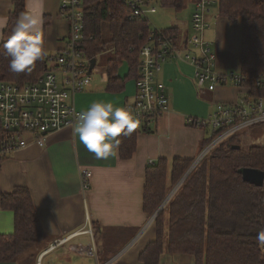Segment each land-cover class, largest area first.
I'll use <instances>...</instances> for the list:
<instances>
[{
    "label": "crops",
    "instance_id": "1",
    "mask_svg": "<svg viewBox=\"0 0 264 264\" xmlns=\"http://www.w3.org/2000/svg\"><path fill=\"white\" fill-rule=\"evenodd\" d=\"M60 2L25 1V10H31L43 20L42 32L46 33L48 57L64 47L68 37V20L62 15ZM188 3L190 21L182 24L183 28L179 24H172L179 28L176 37H173L178 53L168 57L157 75V80L167 87L169 112L157 122L143 125L148 126L146 129L150 131L137 135L136 150L131 158L122 159L117 148L116 156L96 159L74 137L71 126L51 132L44 145L38 144L34 136L27 133V146L7 155L0 154V234L14 233L15 213L10 208H3L2 194L13 191L16 186L30 189L46 233L45 237L13 260H0V264H38V259L39 264H144L140 255L157 236L156 217L152 219L153 214L144 207L146 169L150 161L156 162L159 158L195 159L201 153V143L205 139L210 140L212 130L207 126L190 125L189 117L207 118L215 112L219 103L237 102L247 93L232 81L218 84L214 90L198 87L194 64L186 57L188 53L199 55L196 48L185 44V40L193 34L194 7L192 0ZM215 6L217 9L214 10ZM13 11L12 0H0V44ZM207 20L210 26L205 37L211 41L217 53L215 69L218 72L242 73V20L231 23L227 17L220 15L217 0ZM124 63L129 72V64ZM105 66L98 78L93 76L94 67L91 85L83 92L70 96L67 101L82 111L96 101L125 107L126 101L134 100L136 79L127 82L124 93H113L106 89L108 78ZM48 67L47 71H57L49 61ZM128 72H117L116 75L125 77ZM251 136L254 140H264V124L254 129ZM236 137L248 138V133ZM252 145L259 144L250 143L246 148ZM82 170L90 172L91 185L86 191L81 186ZM160 207L155 213L160 212ZM59 239L65 241L53 247ZM78 244H94L96 255L74 250L72 247ZM159 264H196V258L188 253L165 252Z\"/></svg>",
    "mask_w": 264,
    "mask_h": 264
},
{
    "label": "trees",
    "instance_id": "2",
    "mask_svg": "<svg viewBox=\"0 0 264 264\" xmlns=\"http://www.w3.org/2000/svg\"><path fill=\"white\" fill-rule=\"evenodd\" d=\"M14 11L4 39L16 19L25 11L26 0H12ZM152 1L148 0L151 4ZM176 12L186 8L187 0H157ZM194 1V0H192ZM219 14L231 23L243 22L242 74L244 85L252 87L253 96H264L256 80L264 76V0H217ZM85 34L92 37L85 44L87 55L97 58L110 52L105 73L106 89L124 93L127 82L140 76V50L151 42L152 27L147 19H130V7L124 0H85ZM178 27L162 29L174 38ZM46 43V33L42 32ZM3 39V40H4ZM48 54L37 61L30 72L14 73L0 44V82L35 81L49 69ZM129 64L125 77L116 75L124 62ZM192 126H200L189 122ZM139 127L131 136L121 134L119 153L122 159L133 156L137 135L150 131ZM213 135V134H212ZM4 132L0 128V143ZM236 135L218 144L188 174L175 194L155 218L157 236L141 253L144 264H159L161 255L188 253L196 264H264V249L256 237L264 230V183L257 186L244 181L239 169L264 171V145L234 148ZM210 140L201 143L203 150ZM201 150V151H202ZM195 159L159 158L146 169L144 207L151 215L169 192L183 179ZM3 208L15 213L13 234H0V260H13L19 253L46 236L39 220L30 189L16 186L2 194Z\"/></svg>",
    "mask_w": 264,
    "mask_h": 264
},
{
    "label": "built area",
    "instance_id": "3",
    "mask_svg": "<svg viewBox=\"0 0 264 264\" xmlns=\"http://www.w3.org/2000/svg\"><path fill=\"white\" fill-rule=\"evenodd\" d=\"M124 1L130 7L129 16L132 20H149V14L157 12L156 6L149 4L148 0ZM215 1H192L193 34L185 40V44L196 48L199 55L188 53L186 57L194 64V76L200 89L214 90L218 84L232 81L247 93L237 102L219 103L215 112L207 118L189 117L188 122L194 121L200 126H207L213 134L195 158L193 168L218 144L244 132L248 133L251 144L264 145L263 139L254 140L251 136L254 129L264 124V96L252 95V87L244 85L246 77L242 73L218 72L215 69L217 53L211 41L205 37L210 26L207 16ZM60 5L62 15L68 20L69 30L65 46L49 56L50 66H56L57 71L50 69L45 75L29 83L0 82V128L4 132L0 143L1 155L27 146V133L32 134L38 144L44 145L51 132L66 126L73 127L81 112L67 99L86 90L93 80L90 72L91 59L85 49L86 41L92 39L85 34V0H61ZM150 39L151 42L140 50V76L135 81L134 100L126 101L125 104L126 108L138 116L140 126L155 123L169 112L170 97L167 87L157 80V75L168 57L178 53L173 36L168 32L152 27ZM255 84L264 89V76L258 78ZM90 185V172L82 170L83 191L88 190ZM64 241L56 240L53 247ZM72 248L92 256L97 253L94 244H78Z\"/></svg>",
    "mask_w": 264,
    "mask_h": 264
},
{
    "label": "clouds",
    "instance_id": "4",
    "mask_svg": "<svg viewBox=\"0 0 264 264\" xmlns=\"http://www.w3.org/2000/svg\"><path fill=\"white\" fill-rule=\"evenodd\" d=\"M42 25V18L31 10H25L17 17L11 33L2 41L3 55L9 58L12 72H30L36 62L47 55ZM139 126L138 116L128 108L96 101L78 114L73 135L88 152L101 160L116 156L121 134L131 136ZM256 242L264 249V230L258 233Z\"/></svg>",
    "mask_w": 264,
    "mask_h": 264
},
{
    "label": "rangeland",
    "instance_id": "5",
    "mask_svg": "<svg viewBox=\"0 0 264 264\" xmlns=\"http://www.w3.org/2000/svg\"><path fill=\"white\" fill-rule=\"evenodd\" d=\"M188 2H189V0H187V5L189 4ZM153 5L156 6L157 12L149 14V16H148L150 24H151V26L153 28L164 29V28H167L169 26H172V24H179L180 27L183 28L184 26L182 24H187V22L190 21L189 17H190V14H191V10L187 7V5H186V8L183 11H181V12H176L171 7H164L157 0L153 1ZM215 9H217L216 6L214 7V10ZM110 54L111 53H106V54L100 55L98 57L97 67H95L94 70H93L94 78H98V77H100L102 75V67L106 64L107 58L110 56ZM119 72L120 73H125V74L128 72V67H127L126 63H123V65L119 68L118 74H119ZM236 140H237L235 142L236 145H239V143H240V145L242 147H245V148L247 146H249V144H250L249 139L246 138V137L241 138V139L240 138H236ZM175 187L169 192V194L175 189ZM175 192L173 193V195L175 194ZM172 196H171V198H172ZM166 204L160 209V211L162 209H164ZM157 215H158V213L156 214V216Z\"/></svg>",
    "mask_w": 264,
    "mask_h": 264
},
{
    "label": "water",
    "instance_id": "6",
    "mask_svg": "<svg viewBox=\"0 0 264 264\" xmlns=\"http://www.w3.org/2000/svg\"><path fill=\"white\" fill-rule=\"evenodd\" d=\"M96 61H97L96 58H93L91 60L90 72L95 67ZM233 147L234 148H241L240 145H234ZM192 170H193V165L190 167V169L188 170V172L186 173V175L183 177V179L177 184V186L173 190L174 192L178 189V187L181 185V183L183 182V180L188 176V174ZM239 172L242 174L244 181L250 182V183L255 184L257 186H261L264 183V171L261 170V169L242 167V168L239 169ZM172 192L167 196V198L165 199L164 203L161 205L160 208H162L165 205V203L171 198Z\"/></svg>",
    "mask_w": 264,
    "mask_h": 264
},
{
    "label": "bare ground",
    "instance_id": "7",
    "mask_svg": "<svg viewBox=\"0 0 264 264\" xmlns=\"http://www.w3.org/2000/svg\"><path fill=\"white\" fill-rule=\"evenodd\" d=\"M174 191L172 192L171 195H173ZM158 213V211L152 216V219H154L156 217V214Z\"/></svg>",
    "mask_w": 264,
    "mask_h": 264
}]
</instances>
